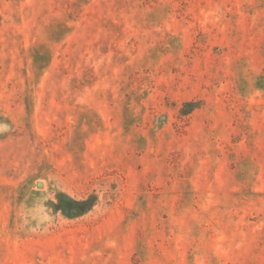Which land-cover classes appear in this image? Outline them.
I'll return each instance as SVG.
<instances>
[{"label":"rangeland","instance_id":"obj_1","mask_svg":"<svg viewBox=\"0 0 264 264\" xmlns=\"http://www.w3.org/2000/svg\"><path fill=\"white\" fill-rule=\"evenodd\" d=\"M0 264H264V0H0Z\"/></svg>","mask_w":264,"mask_h":264},{"label":"water","instance_id":"obj_2","mask_svg":"<svg viewBox=\"0 0 264 264\" xmlns=\"http://www.w3.org/2000/svg\"><path fill=\"white\" fill-rule=\"evenodd\" d=\"M40 185H42V183Z\"/></svg>","mask_w":264,"mask_h":264}]
</instances>
